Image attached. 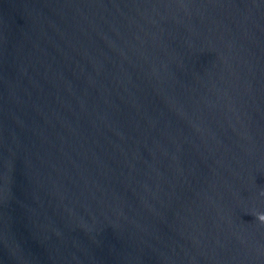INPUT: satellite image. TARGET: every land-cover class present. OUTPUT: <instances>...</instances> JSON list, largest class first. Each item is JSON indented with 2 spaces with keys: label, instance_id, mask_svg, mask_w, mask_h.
I'll list each match as a JSON object with an SVG mask.
<instances>
[{
  "label": "water",
  "instance_id": "95a60500",
  "mask_svg": "<svg viewBox=\"0 0 264 264\" xmlns=\"http://www.w3.org/2000/svg\"><path fill=\"white\" fill-rule=\"evenodd\" d=\"M264 0H0V264H264Z\"/></svg>",
  "mask_w": 264,
  "mask_h": 264
},
{
  "label": "clouds",
  "instance_id": "9594fccd",
  "mask_svg": "<svg viewBox=\"0 0 264 264\" xmlns=\"http://www.w3.org/2000/svg\"><path fill=\"white\" fill-rule=\"evenodd\" d=\"M261 195H264V193H261ZM255 218L260 224L264 225V213H256Z\"/></svg>",
  "mask_w": 264,
  "mask_h": 264
}]
</instances>
